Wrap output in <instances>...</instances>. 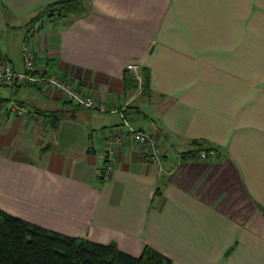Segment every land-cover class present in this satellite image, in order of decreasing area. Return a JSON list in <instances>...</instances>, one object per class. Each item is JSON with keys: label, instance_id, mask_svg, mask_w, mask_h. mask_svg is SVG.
<instances>
[{"label": "crops", "instance_id": "crops-1", "mask_svg": "<svg viewBox=\"0 0 264 264\" xmlns=\"http://www.w3.org/2000/svg\"><path fill=\"white\" fill-rule=\"evenodd\" d=\"M0 0V62L58 73L109 108L32 81L0 83V209L61 234L151 247L171 264H264V0ZM134 63L137 73L128 69ZM133 127L166 150L160 167L127 141L102 179L103 137ZM218 155L200 157L203 149Z\"/></svg>", "mask_w": 264, "mask_h": 264}, {"label": "trees", "instance_id": "trees-1", "mask_svg": "<svg viewBox=\"0 0 264 264\" xmlns=\"http://www.w3.org/2000/svg\"><path fill=\"white\" fill-rule=\"evenodd\" d=\"M84 2H53L30 24L44 17L54 19L78 13ZM0 264H171V260L151 247L135 256L119 249L115 243L105 244L61 234L0 209Z\"/></svg>", "mask_w": 264, "mask_h": 264}, {"label": "built area", "instance_id": "built-area-1", "mask_svg": "<svg viewBox=\"0 0 264 264\" xmlns=\"http://www.w3.org/2000/svg\"><path fill=\"white\" fill-rule=\"evenodd\" d=\"M23 53L25 65L23 72H16L9 62H0V83H8L14 80L22 82L32 81L42 87H52L62 91L66 97L75 104L102 112L109 110L108 106L103 101L83 91L78 85L74 84L72 80L62 77L55 72L38 73L36 54L28 44L24 45ZM128 69L137 73L140 67L131 63L128 65ZM0 108L13 115L29 116L39 119L42 117L39 111H30L16 101H11L8 105L2 103ZM123 118L125 120V129L123 131L111 132L102 138L104 162L101 177L104 180L108 179L115 169L118 149L127 141L143 145L145 147L147 159L150 162L160 167H163L166 163V150L159 137L133 127L124 116ZM211 155L216 157L215 155L218 154L215 150H203L200 153L202 159H207Z\"/></svg>", "mask_w": 264, "mask_h": 264}]
</instances>
